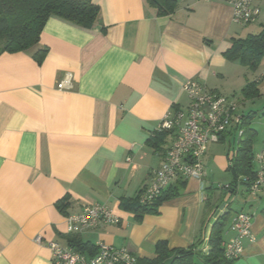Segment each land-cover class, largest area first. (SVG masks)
Returning <instances> with one entry per match:
<instances>
[{"label": "crops", "instance_id": "crops-1", "mask_svg": "<svg viewBox=\"0 0 264 264\" xmlns=\"http://www.w3.org/2000/svg\"><path fill=\"white\" fill-rule=\"evenodd\" d=\"M92 1L101 8L94 28L52 17L36 47L0 56V264H54L49 244L71 248L72 239L94 247L89 257L104 244L153 260L160 242L186 249L199 238L206 247L212 224L203 221L227 209L232 218L252 217L253 240H244L235 264H264V186L231 194L223 189L231 178L217 187L215 172L230 165L219 142L208 146L204 178L187 179L183 195L157 215L137 223L120 208L162 165L174 134L168 131L159 151L147 141L168 113L188 108L184 83L196 79L223 94L238 62L225 54L244 26L232 5L176 0V12L159 17L146 0ZM261 9L259 19L264 0ZM39 50L47 51L40 64ZM253 81L263 98L264 69ZM65 197L70 206L62 214L56 205ZM92 205L107 207L119 222L68 233L67 217Z\"/></svg>", "mask_w": 264, "mask_h": 264}, {"label": "trees", "instance_id": "trees-1", "mask_svg": "<svg viewBox=\"0 0 264 264\" xmlns=\"http://www.w3.org/2000/svg\"><path fill=\"white\" fill-rule=\"evenodd\" d=\"M147 5L156 11L157 16L165 17L173 15L178 3L176 0H146ZM56 17L84 29H92L101 22V8L92 0H0V56L4 53L15 54L26 52L39 44L41 34L47 21ZM105 29H103V32ZM47 51L39 50L34 58L40 64ZM230 61H238L250 71L260 68L264 61V27L259 34L250 35L247 38L234 39L232 48L225 54ZM256 81H247L242 93L248 100L261 97L257 89ZM256 113L242 116V136L238 139V146L234 158L230 162L228 172L233 178L229 188L223 189L235 194L240 186L247 193L251 192V186L256 180L257 165L255 163V141L257 131L250 127L252 118ZM264 115V113H263ZM228 132L221 135L220 142L226 140ZM168 131H156L154 136L147 141V146L154 151H159L165 143ZM187 180L178 179L160 197L146 205L141 203V197L146 188L139 191L137 196L131 199H122L121 210L133 214L135 221L140 223L147 215H157L160 206L167 201L183 195ZM57 208L62 214H66L69 208L68 197L57 203ZM217 206L212 207L211 213ZM215 213V212H214ZM264 213V210H263ZM215 214L208 224L203 221V226L212 224L207 246H202L203 241L197 238L196 242L186 249H170L167 242L156 245L157 257L153 260L140 261L143 264H235L236 260H229L225 256L224 243L230 233L233 221L232 213L226 210L215 221ZM71 248L77 252L85 253L94 249L93 246L70 240ZM99 251L90 255L94 256Z\"/></svg>", "mask_w": 264, "mask_h": 264}, {"label": "built area", "instance_id": "built-area-1", "mask_svg": "<svg viewBox=\"0 0 264 264\" xmlns=\"http://www.w3.org/2000/svg\"><path fill=\"white\" fill-rule=\"evenodd\" d=\"M220 1L232 5L236 22L252 24L257 22L261 15L263 0ZM63 86L64 83L60 84L59 88ZM183 90L190 104L185 110L168 113L158 128V131L172 132L174 141L141 197L143 205L160 197L178 179H203L204 157L209 144L220 142L221 135L228 132L238 133L239 137L243 134L241 129L243 117L239 114L237 99L211 91L196 79L186 81ZM234 152H230V162L234 158ZM255 163L257 165L256 180L250 188L253 194H257L264 186V143L261 151L256 153ZM225 188L228 189L229 185ZM67 219L70 234L81 233L101 223L119 222L103 205L86 206L79 214L68 216ZM251 220L252 217L245 213L234 216L230 227V232L234 236L224 243L227 259L237 260L243 253L244 240H253ZM37 240L40 241L41 238ZM49 248L53 253L54 264H143L128 250L115 249L104 244L99 246V251L92 257L72 248H62L55 242H51Z\"/></svg>", "mask_w": 264, "mask_h": 264}, {"label": "rangeland", "instance_id": "rangeland-1", "mask_svg": "<svg viewBox=\"0 0 264 264\" xmlns=\"http://www.w3.org/2000/svg\"><path fill=\"white\" fill-rule=\"evenodd\" d=\"M239 27V29H241L242 31L241 33H239L242 35V38H247L250 35L259 34L264 27V15L255 23L244 24L243 27ZM234 65V68L230 70V73H228V78L225 82L227 86L223 84L225 88L222 92L226 97L237 99L239 103V114H242V112L246 113V115H249L252 112L256 113V115L254 114L255 118H252L249 121L251 122L250 127L255 128L258 131L254 147L256 153H258L262 149L259 148L264 142V97L257 98L255 100H248L244 97L242 91L247 84V78L250 81L255 80L256 76L259 75V73L264 69V67L259 68L255 71H250L247 69V67L240 66L241 64H239L238 62H236ZM228 138L230 139L224 142H219L217 144L218 150L221 151L222 154H230V152L235 150L238 146V133H232L228 136ZM215 177L217 187L219 185H226V182L230 181L232 178L231 174L228 171L215 172ZM229 234H231V236L229 239H227V241L231 240L234 236V234L231 232Z\"/></svg>", "mask_w": 264, "mask_h": 264}]
</instances>
